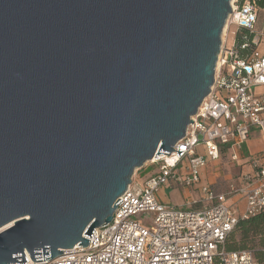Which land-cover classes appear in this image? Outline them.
Returning a JSON list of instances; mask_svg holds the SVG:
<instances>
[{"label": "water", "instance_id": "1", "mask_svg": "<svg viewBox=\"0 0 264 264\" xmlns=\"http://www.w3.org/2000/svg\"><path fill=\"white\" fill-rule=\"evenodd\" d=\"M230 1L0 0V264L86 247L133 171L174 152Z\"/></svg>", "mask_w": 264, "mask_h": 264}, {"label": "built area", "instance_id": "2", "mask_svg": "<svg viewBox=\"0 0 264 264\" xmlns=\"http://www.w3.org/2000/svg\"><path fill=\"white\" fill-rule=\"evenodd\" d=\"M230 9L210 92L191 117L184 137L174 144V152L148 161L159 168L158 173L141 187L131 179L118 197L121 203L111 222L85 237L86 247L75 245L42 262L25 253L24 264H257L251 252L227 251L224 243L240 220L264 209V155L251 158L241 183L227 182L224 191L205 185L200 190L204 199L184 207L159 204L156 199L164 186L192 191L200 180L198 170L221 160L222 153L239 162L254 131L264 138V91H255L264 88V53L256 49L264 41V18L258 28L257 0H231ZM230 26L234 30L229 32ZM238 29L251 39L242 36L243 42L237 44ZM177 150L183 152L177 156ZM235 197L244 202L239 214L227 202Z\"/></svg>", "mask_w": 264, "mask_h": 264}, {"label": "crops", "instance_id": "3", "mask_svg": "<svg viewBox=\"0 0 264 264\" xmlns=\"http://www.w3.org/2000/svg\"><path fill=\"white\" fill-rule=\"evenodd\" d=\"M261 17V18H260ZM264 18V7L262 9V11L260 12V15H259V19L262 21ZM260 21V22H261ZM258 22V23H260ZM256 49L261 52V53H264V41H261L260 44L256 47ZM255 91L258 93V94H261L263 91H264V88L261 87V88H257L255 89ZM264 155V138H262L261 134L259 132H256L254 131L252 133V135L250 136V138L248 139V141L243 145L241 151H240V160L239 162H231L229 160V155H227V153H222L221 157H226L228 159L229 162L232 163V167L234 168V170H236V173L235 175H227L226 177H224V182L227 183V182H237V183H241V177L242 175L244 174H247L249 173V169H250V166H249V161L251 158L253 157H260V156H263ZM219 162H211V163H208L204 168H201L199 169V173H200V180H199V183H204V185L202 186H205V185H212V186H217V181L220 179L221 177V173L220 170H219ZM187 166V163L183 166L186 167ZM167 191H170V190H180V192L182 193V197L183 199H188V200H185L183 201L182 204H176V205H173V206H178V207H184V206H187V203L189 201H191V195L192 197H194V189L192 191H187L185 189H181V188H173V187H167L165 188ZM161 191V190H160ZM159 191V192H160ZM158 192V193H159ZM157 193V194H158ZM156 194V196H157ZM195 199V197H194ZM228 205L233 207L234 208V212L235 214H239L243 207H244V202L242 201V198L241 197H235L233 199H229L228 201Z\"/></svg>", "mask_w": 264, "mask_h": 264}, {"label": "trees", "instance_id": "4", "mask_svg": "<svg viewBox=\"0 0 264 264\" xmlns=\"http://www.w3.org/2000/svg\"><path fill=\"white\" fill-rule=\"evenodd\" d=\"M257 6L262 11L264 0H257ZM245 35L248 40L251 39V35L247 34L246 31L236 30V43H242V36ZM224 247L227 251L233 252L238 250L249 251L257 264H264V209L247 220H240L226 238Z\"/></svg>", "mask_w": 264, "mask_h": 264}, {"label": "rangeland", "instance_id": "5", "mask_svg": "<svg viewBox=\"0 0 264 264\" xmlns=\"http://www.w3.org/2000/svg\"><path fill=\"white\" fill-rule=\"evenodd\" d=\"M261 18V17H260ZM261 20L259 19V22ZM261 26V23H259L258 28ZM226 24L222 30V39H223V33H225L226 30ZM234 28L233 27H229L228 31H233ZM222 159L219 162V170L221 173V177L220 179L217 181V186L216 188L218 189V191H224L226 190V183L223 181L224 177H226L227 175H235L236 170H234V168L232 167V163L228 161V159L226 157H221ZM183 166L186 164V161H183ZM159 168L157 166H151L148 164V162H145V164L143 165L142 168L140 169H135L132 173V179L136 182V184L141 187L144 183V181L153 175H156L158 173ZM181 174L185 175V171H183V169H179ZM199 173V170H198ZM199 177H200V173H199ZM227 178V177H226ZM201 179V178H200ZM202 185H204V183H197L195 185H193L194 189V197H192L191 195V199L190 200H196L199 201L201 199H204V196L200 193L201 187H203ZM168 186H164L161 187V191L157 194L156 199L157 202L159 204H165V205H176V204H182L183 201L188 200V199H183L182 197V193L180 192V190H170L167 191L165 188H167ZM142 217H140L141 219Z\"/></svg>", "mask_w": 264, "mask_h": 264}]
</instances>
